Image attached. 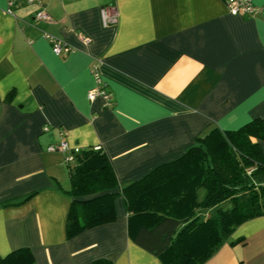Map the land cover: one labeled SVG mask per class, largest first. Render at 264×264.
I'll return each instance as SVG.
<instances>
[{"label":"crops","instance_id":"0c3cea01","mask_svg":"<svg viewBox=\"0 0 264 264\" xmlns=\"http://www.w3.org/2000/svg\"><path fill=\"white\" fill-rule=\"evenodd\" d=\"M42 1L49 20L0 0V256L29 247L35 264H165L132 240L120 190L212 129L264 118V0L251 17L224 0ZM103 7L116 23L103 25ZM44 33L72 50L55 54ZM95 71L109 105L87 97ZM61 140L101 148L119 183L115 219L72 237L69 167L47 149ZM199 264H264V214Z\"/></svg>","mask_w":264,"mask_h":264},{"label":"trees","instance_id":"16d2710c","mask_svg":"<svg viewBox=\"0 0 264 264\" xmlns=\"http://www.w3.org/2000/svg\"><path fill=\"white\" fill-rule=\"evenodd\" d=\"M264 118L234 130L212 129L181 156L162 163L120 191L132 240L165 264H199L243 220L264 214ZM71 163L73 165H71ZM72 197L66 235L115 219L119 186L106 154L86 149L67 163ZM203 189L201 198L198 190ZM29 196V195H28ZM230 202L221 209L220 204ZM218 208L203 218L198 208ZM0 264H35L29 247L0 256ZM91 264H111L96 260Z\"/></svg>","mask_w":264,"mask_h":264},{"label":"built area","instance_id":"2783aa9c","mask_svg":"<svg viewBox=\"0 0 264 264\" xmlns=\"http://www.w3.org/2000/svg\"><path fill=\"white\" fill-rule=\"evenodd\" d=\"M227 9L232 14H243L245 16L251 17L258 13L259 7L255 5L253 0H224ZM36 4L37 9L35 11V18L38 20H49L45 5L42 0H7L8 11L12 12L14 7L21 5ZM101 19L103 25L114 24L117 22L118 15L115 12H110L107 8L101 9ZM45 38L50 42L52 51L59 55L62 53H67L72 50V47L66 44L64 41L55 37L49 33H44ZM95 86L90 88L87 92V97L89 100H93L96 97H101L104 101V105L110 104L111 93L105 88V82L101 75L95 71ZM47 149L49 151H61L64 153V160L66 163H70L74 159V155L80 153L82 150L78 147H71L66 140H61L56 143H51L48 145ZM99 149V147H95Z\"/></svg>","mask_w":264,"mask_h":264},{"label":"rangeland","instance_id":"374dc122","mask_svg":"<svg viewBox=\"0 0 264 264\" xmlns=\"http://www.w3.org/2000/svg\"><path fill=\"white\" fill-rule=\"evenodd\" d=\"M71 165H73V164L71 163ZM198 196L199 197L203 196V189H199L198 190ZM220 207H221V209H227V208L230 207V202L229 201H224L223 203L220 204ZM217 210H218V208H216V207H214V208L212 207V208H210L208 210L207 209H203V208H198V212L200 213L201 217H203L202 215L205 214L206 212L210 213L211 215H215ZM201 213H203V214H201Z\"/></svg>","mask_w":264,"mask_h":264}]
</instances>
